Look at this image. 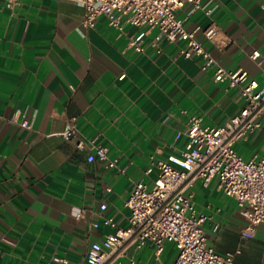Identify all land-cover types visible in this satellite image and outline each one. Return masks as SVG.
Listing matches in <instances>:
<instances>
[{"label":"crops","instance_id":"0c3cea01","mask_svg":"<svg viewBox=\"0 0 264 264\" xmlns=\"http://www.w3.org/2000/svg\"><path fill=\"white\" fill-rule=\"evenodd\" d=\"M203 4L211 14L192 3L177 14L188 29L215 22L230 38L226 47L201 30L196 37L217 65L241 67L263 84L264 0ZM84 12L78 0H0V264H61L55 255L82 264L89 241L114 231L106 217L129 225L126 200L134 184L154 186L157 161L182 154L188 137L177 134L191 116L220 125L243 105L239 86L215 80L216 64L202 69L201 55L181 54L184 40H165L159 49L152 29L139 52L129 45L137 27L127 23L120 33L105 16L88 27ZM25 117L35 131L20 124ZM73 117L82 136L108 147L117 168L89 161L76 136L59 134ZM236 148L245 159L262 155L264 131ZM186 192L209 216L204 227L216 251L241 248L236 264H264V222L244 236L248 220L217 179L208 186L195 180ZM168 249L165 263L172 264L177 250L173 243Z\"/></svg>","mask_w":264,"mask_h":264},{"label":"built area","instance_id":"2783aa9c","mask_svg":"<svg viewBox=\"0 0 264 264\" xmlns=\"http://www.w3.org/2000/svg\"><path fill=\"white\" fill-rule=\"evenodd\" d=\"M78 1L85 7L83 22L86 26L93 27L100 16H105L110 25L123 33L125 24L130 23L138 31L130 35L129 45L139 52L145 50L144 40L149 31L157 29L153 45L160 49L165 40H184L181 54L185 57L201 55L204 58L202 69L217 65V60L196 37L197 31L201 30L205 39L220 48L230 42L215 22L204 28L188 29L178 16L177 11L188 3L211 14L212 9L205 7L203 0ZM252 55L256 57L259 52ZM214 78L239 86L243 99L240 111L220 125H205L200 116H191L186 128L177 134L179 137L184 133L188 137L182 154L157 161L159 174L154 186L150 187L143 180L134 184L126 200L130 209L129 225L119 227L112 217H106L104 223L114 231L100 240L89 241L82 264H166L163 254L167 243H173L177 250L172 264H236L235 256L241 248L220 253L208 243L204 225L209 216L198 212L193 194L186 190L195 180L208 186L217 179L221 189L235 198L240 214L248 220L244 236L254 235L257 225L264 222V153L245 159L236 148L238 141L247 139L254 131H264V83L250 77L241 67L229 70L217 65ZM20 124L35 131L28 117ZM59 134L65 139L76 136V146L89 150V161L100 159L107 167H118L117 159L108 157L106 145L79 133L74 117ZM150 171L151 168L147 173ZM101 208H106V203H102ZM218 226L215 225V229ZM148 244L152 246L153 257L142 263L131 251ZM54 259L61 264L68 262L59 255Z\"/></svg>","mask_w":264,"mask_h":264},{"label":"rangeland","instance_id":"374dc122","mask_svg":"<svg viewBox=\"0 0 264 264\" xmlns=\"http://www.w3.org/2000/svg\"><path fill=\"white\" fill-rule=\"evenodd\" d=\"M172 249L166 250L163 254V259L165 262L168 261V257H170ZM136 258L141 260L142 263L149 262L153 257V250L150 247H143L141 249H138L135 254Z\"/></svg>","mask_w":264,"mask_h":264}]
</instances>
